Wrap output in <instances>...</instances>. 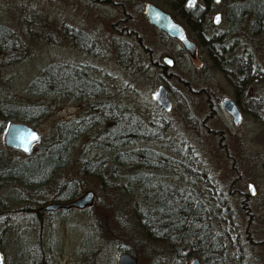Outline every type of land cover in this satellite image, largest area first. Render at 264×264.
I'll return each instance as SVG.
<instances>
[{"label":"rangeland","instance_id":"1","mask_svg":"<svg viewBox=\"0 0 264 264\" xmlns=\"http://www.w3.org/2000/svg\"><path fill=\"white\" fill-rule=\"evenodd\" d=\"M169 1L0 0V25L10 32L8 46L0 47V105L35 103L46 109L45 116L31 122L43 141L38 150L48 146L56 122L89 111L96 120L95 103H105L114 114L118 109L155 135L133 145L150 151L153 159H147L143 168L131 166L128 174L116 168V176L102 181L79 171L81 157L82 165L90 160L110 168L113 154L94 148L95 134L109 125L100 121L94 134L82 136V148L76 143L66 165L49 184L28 189L17 182L0 181L4 264H115L121 251H129L137 264H167L170 246L150 237L133 217L137 212L153 215V204L149 206L147 197L144 200L137 191L126 195L113 185L126 181L125 174L136 181L142 173L148 180L214 203L209 215L213 216L217 251L207 257L193 250L184 264L194 257L206 264H264V118L252 104L264 94V35L252 34L247 23L235 31V40H227L235 41L237 53L249 52L263 75L249 84L248 98L236 96V74L219 70L195 36L196 56L191 58L176 40L159 33L143 17L147 2L168 11ZM219 8L224 12L223 5ZM212 15H208L211 22ZM224 23L208 25L206 37L226 30ZM70 29L86 36L82 49L72 41ZM163 56L173 60L166 72L161 66ZM50 62L82 64L100 83V95L71 101L25 92L26 85ZM160 83L167 85L172 100L169 112L151 99ZM224 97L241 99L242 117L237 125L221 106ZM3 130L0 166L24 158L4 146ZM249 182L256 193L245 200ZM63 185H74L78 194L92 190L93 204L81 210H44Z\"/></svg>","mask_w":264,"mask_h":264},{"label":"trees","instance_id":"2","mask_svg":"<svg viewBox=\"0 0 264 264\" xmlns=\"http://www.w3.org/2000/svg\"><path fill=\"white\" fill-rule=\"evenodd\" d=\"M172 1L174 3L175 0ZM200 1L205 4V7L210 8L214 5L213 0ZM225 1L226 0H221V3L223 4ZM238 1L237 4H233L230 8V11H236L235 17L229 20V24L232 28L236 30L241 24H247L246 21L248 20L247 25L251 33L264 35V0ZM240 2L242 4H239ZM177 9H181V13L179 16L176 15L175 17L183 18L185 24L191 30L188 33L189 36H195L199 44L207 49L210 56L219 58L218 65H223L226 48L225 41L227 37L216 36L208 39L203 38L198 32L204 30L205 23L209 24V21L205 19L204 15H194L189 12L182 13V8L179 5H177ZM230 11L229 13L228 11L225 12L224 15L230 17ZM69 32L72 41L77 47L82 49L84 44L87 43L86 36L82 34L80 30L70 29ZM9 34L10 32L8 29L0 25V47L8 46L10 40ZM156 63L160 66L161 62L156 61ZM162 64L163 62L161 66ZM234 64L238 65L237 62H234ZM82 68L86 67H83L82 64L50 62L42 67L39 71V75L35 76L33 80L26 85L25 92L37 96H57L67 98L71 101H82V97H95L100 95L99 89H97L100 83L93 79L87 70ZM115 111L118 114L112 113L105 103H95V109L92 112L96 113V120L93 119L91 111H89V113L80 114L75 118L56 122L52 134L49 137L50 140L47 142L48 146L38 150L39 147H41V142H43L40 140L34 147L36 151L33 153L23 154L19 151H15L24 155V158L16 163L0 166V181L17 182L28 189H36L49 184L58 170L66 165L69 153L76 143L80 142V148H82V136L94 134V128L100 121H104V123L109 125L95 134V138L97 136L98 138L94 139L96 141L94 148L101 150L106 149L113 154L108 162L110 168L108 170L101 167V163H90V160L84 161L82 165L81 157L78 159L79 162L77 163L78 166H80L79 171L82 173L83 170V173H87L88 175L91 174L97 179L102 180L106 176H116V168H119L121 172L124 170V173H127L131 166L134 168H143L147 159H153V154L145 148L140 149L133 147V145L140 140H150L155 135L150 132L146 133V131L142 129V127H138L133 120L129 117H125L124 113L118 112V109H115ZM45 113L46 109L35 103L18 104L15 106H10L8 104L0 105V131L3 130L7 122L11 120H21L31 124V122H36L45 116ZM100 116L102 118H99ZM129 146L131 148L128 150L127 148ZM136 176V181H132L125 174L124 177L126 181L123 183H113V185L126 195H133L137 191L144 200H146V197L148 199V194L152 192L174 193L178 191L170 189L167 186L165 187V185L159 183V181L148 180L147 176L143 173ZM61 192L67 193L62 195ZM181 193L186 194L185 191ZM77 195L80 194H78L74 185L70 187H65L63 185L55 192L52 201L67 202ZM162 197L155 194V196L150 199L151 204H153L157 210L163 205ZM178 202L180 204H178L176 211L177 221H174L175 213H173L172 207L170 210L169 208L167 209L168 213L166 214V218H169L168 224L173 225L172 228L175 229V231L173 229V233H180L182 235L181 238L179 237V241L182 242L181 246H179V249L182 251V260H187L193 250L197 251L198 255H209L210 257L211 254L217 251V240L215 236L212 235V230H206L209 225L204 218L201 206L193 204L189 197L185 195L180 196ZM133 217H136L135 224L140 228L142 227V229L144 228L146 230L145 232H147L150 237L153 236L154 239L157 240L167 238V236L160 233V229H156L155 231L152 229L149 234L147 231L148 221L145 214L137 212ZM151 217L152 223H156V226L161 223V226H164V222L158 221L159 210L155 211Z\"/></svg>","mask_w":264,"mask_h":264},{"label":"flooded vegetation","instance_id":"3","mask_svg":"<svg viewBox=\"0 0 264 264\" xmlns=\"http://www.w3.org/2000/svg\"><path fill=\"white\" fill-rule=\"evenodd\" d=\"M189 0H181V1H178V0H175L174 3L172 0L169 1L170 3V7H169V10H165L163 9L162 7H160L162 10L166 11L169 15L172 16V18L179 22L186 30L187 34L191 31L190 29L188 30L186 24H185V21L183 20V18H178V17H175L176 15L179 16L180 15V10L177 9V5H179L181 8H182V13H191V14H194V15H197V14H200V15H204L205 19L208 20V15L209 14H213L212 15V22L209 21V24L208 23H205L204 24V30H201L200 32H198L203 38L205 39H208V38H214L216 36H224V37H227L226 38V41H225V45H226V48H225V54H224V63L223 65H218V61H219V58H216L215 56L212 57L213 60H214V64L215 66L221 70L222 72H225V75H227L229 72L231 73H235L236 76L238 77L236 82L237 84L235 85L237 88V93H236V96H240L242 95V98H245V96L248 98V94H247V89L249 87V84L254 81V80H257V78H262V70L259 68V64H254L252 62V58H251V55L249 52L245 51L243 53H237L236 48L234 47V33L236 30H234L232 28V26L229 24V20L230 18L233 19L235 17V13L236 11L232 10L230 11V8L233 4H237V2H239L238 0H226L223 4L221 3V1L219 3H215L214 0H213V3L214 5H212L210 8L209 7H205V4L200 1V0H196L194 2L193 5H189L187 4ZM147 3H152V2H147ZM147 3L145 4L144 8H143V17H145L147 19V22H148V17H147V12L145 11L146 9V6H147ZM239 4H242L241 2ZM220 5H223L224 6V12H222L219 8ZM234 9V8H233ZM229 13L230 11V17L228 16H225V12ZM220 12L221 13V19H220V22L219 24L215 25L213 23V17L216 13ZM225 16V17H224ZM225 19V20H224ZM222 22H225L224 24H226V30H223V31H213V33H211L208 37H206V34L205 32L207 31V28H208V25L209 26H212L213 24V27H216V26H219ZM248 23V20L246 21ZM149 23V22H148ZM150 24V23H149ZM151 26H153L156 30H158L159 33H161L162 35L166 36L167 38L169 39H173L171 37H169L165 32L161 31L160 29H158L156 26L150 24ZM243 25V24H241ZM240 25V26H241ZM253 34V33H252ZM257 35V34H255ZM189 36V34H188ZM190 37V36H189ZM193 37V36H192ZM192 37H190L191 39H193ZM231 37L234 39L233 42H227L228 39H231ZM175 40V39H173ZM228 45H227V44ZM197 45V44H196ZM181 46V45H180ZM182 47V46H181ZM234 47V48H233ZM183 49V48H182ZM184 50V49H183ZM185 51V50H184ZM162 61V60H161ZM234 62H237L238 65L234 64ZM231 63V64H230ZM158 65V64H157ZM231 68V69H230ZM233 69V70H232ZM162 71L163 72H166V67L162 64ZM161 84V83H160ZM166 85V84H165ZM167 86V85H166ZM242 92V93H241ZM169 93V91H168ZM225 98H230V97H224ZM223 99V100H224ZM232 99V98H230ZM222 100V101H223ZM235 101V103L237 104L238 106V109L240 110V113H241V116H242V109H241V99L238 97L236 99H232ZM172 101V100H171ZM222 101H221V106H222ZM264 101V94L263 95H260L256 98H254V101H253V105L255 107V110L257 111L256 113L259 114V117L262 119L264 118V107H262V103ZM222 108L224 109V107L222 106ZM253 108V107H252ZM258 110H257V109ZM254 109V108H253ZM225 110V109H224ZM231 116V115H230ZM232 118V117H231ZM233 122V121H232ZM233 125H237V124H234ZM250 183V182H249ZM167 185H165L166 187ZM168 187V186H167ZM247 188H248V184H247ZM67 192H64L61 194L62 195H65ZM256 191L254 189V192H250L249 189H248V193H245V200L246 198L249 196V195H255ZM154 194V195H153ZM155 194H158L160 195V197H162L163 199V205L161 207H159L160 209L159 210V220L160 222H164V226H161V224H158L156 226V223H152V217L150 214L146 215L147 216V231L149 232V234L151 233V230L153 229V231H155L156 229H160V233H162L163 235L167 236V238H164V239H161L160 242L162 240H164V242H166L167 245L170 246V250H172V254L170 252V255L169 257H166L167 258V264H184V261L182 260V257H181V254H182V251L179 249V246H181L182 242L179 241V237L181 238L182 235L180 233H173V225H170L168 224V221H169V218H166V214L168 213L167 209L172 207L173 209V213H175V220L174 221H177L176 218H177V206L178 204H180L178 202V199L180 196L182 195H185V196H188L189 199L191 200V202L195 205H199L201 206V210L203 212V215H204V218L205 220L208 222V228H206V230L208 231L209 229L212 230V222H211V219L213 220V216L211 217L209 215V213L213 210L212 208V205H214L213 201L212 203H210V200L209 202H206V200L203 202L201 201V199L195 194V193H191V194H183L181 192H174V193H166V192H162V193H149L148 194V204H150L149 206H151V202H150V199H152L153 196H155ZM78 196V195H77ZM76 196V197H77ZM74 197V198H76ZM73 198V199H74ZM220 198V197H219ZM210 199H214L213 197L210 198ZM72 200V199H71ZM181 202V201H180ZM207 203H209L208 205H206ZM244 203V201H243ZM203 204L205 206H203ZM58 209H62V208H58ZM56 209V210H58ZM64 209H77V210H81L82 208H76V207H69V208H64ZM155 211H158L156 209V207L154 206L153 208ZM171 209V210H172ZM54 211V210H52ZM172 212V211H171ZM164 215V216H162ZM158 227V228H156ZM177 228V227H175ZM175 231V229H174ZM150 236V235H149ZM174 237V238H173ZM174 251V252H173ZM207 257H209V255H207ZM194 258H198V257H194ZM200 264H206L204 263L202 260H200V258H198ZM191 262V261H190ZM189 262V263H190ZM3 264H4V261H3Z\"/></svg>","mask_w":264,"mask_h":264},{"label":"water","instance_id":"4","mask_svg":"<svg viewBox=\"0 0 264 264\" xmlns=\"http://www.w3.org/2000/svg\"><path fill=\"white\" fill-rule=\"evenodd\" d=\"M195 1L189 0L187 4L193 5ZM220 1L214 0L215 3H219ZM145 11L147 12L148 22L150 24L175 39L191 58L196 56V42L188 36L185 28L179 22L175 21L171 15L153 3H147ZM220 19L221 13L218 12L213 17V23L215 25L219 24ZM161 60L166 68L173 65V60L169 56H163ZM151 99L164 112H169L172 109V101L168 93V88L164 83L159 84L151 93ZM222 106L231 115L233 123L238 124L242 116L235 101L230 98H225L222 101ZM40 139V131L30 123L21 120L7 122L2 133L4 146L23 154H30ZM248 189L250 192H254V185L251 182L248 183ZM93 201L94 192L87 190L70 201L51 202L42 208L47 211L69 207L84 209L91 206ZM3 261L4 255L0 250V264H3ZM115 264H137V259L129 251H121L116 256ZM189 264H200V262L198 258H193Z\"/></svg>","mask_w":264,"mask_h":264}]
</instances>
